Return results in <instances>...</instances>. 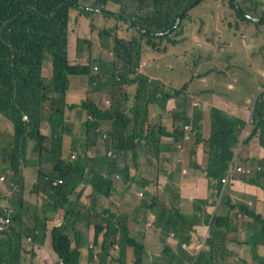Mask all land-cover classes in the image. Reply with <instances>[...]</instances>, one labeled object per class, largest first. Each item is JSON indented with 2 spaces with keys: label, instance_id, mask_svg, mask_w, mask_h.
Wrapping results in <instances>:
<instances>
[{
  "label": "trees",
  "instance_id": "obj_1",
  "mask_svg": "<svg viewBox=\"0 0 264 264\" xmlns=\"http://www.w3.org/2000/svg\"><path fill=\"white\" fill-rule=\"evenodd\" d=\"M202 1L0 0V117L13 130V141L0 147V172L12 188L0 183V215L6 216L5 206L16 210L12 223L0 230V264H24L28 252L32 264H40L34 258L42 253L41 264H143L144 247L128 235L130 227L120 212L123 199L135 198L134 183L146 197H152V208L165 209L158 219L160 228L152 232V239L162 246L153 264H244L239 257L228 258V241L246 244V250L250 246L256 264H264V257L256 252L264 244V208L257 211L244 202L237 204L238 197L231 192L234 183L224 188L222 180L235 159L238 163L250 159L254 141L264 147V89L260 93L253 90L249 96L254 100L248 121L224 109L228 101L247 106L248 97L238 100L213 93L209 99L201 94L205 84L206 93L212 89L209 72L199 66V54L184 59L180 54L177 60L172 56L181 50L175 49L183 43L181 38L191 39L177 35L190 27L185 20L190 17L188 12ZM224 2L226 9L213 11L218 31L223 33L221 25L226 24L252 36L254 20L247 15L252 0ZM72 16L76 23L87 19L89 24V31L75 34L73 44ZM254 22L264 40V20ZM207 24L201 17L198 35L211 30ZM211 39L207 36L200 44L208 46L204 43ZM217 43L222 44L216 33L212 44ZM96 61H100V70L92 74ZM166 62H173L175 68ZM46 65L52 68L50 77L43 74ZM78 90L79 101L74 103L72 91ZM175 101L178 105L170 107ZM194 104L199 116L190 128L195 136L191 176L198 184L205 183L210 192L195 194L191 205L183 204L177 210L158 201L154 185L163 173L172 180L189 164L188 157L181 162L165 151H177V144L187 139L185 125L190 118L176 108ZM157 106L170 109V130L162 120L158 130L152 128ZM206 116L208 130L201 121ZM161 134L173 136L171 147L163 146ZM99 141L102 147L97 146ZM26 146L37 158L32 190L25 186L18 164ZM163 158L173 161L168 169L161 166ZM240 179L264 188V162L259 170L241 174ZM167 189L171 192L168 204L174 203L181 188L168 184ZM81 191L89 193L87 202ZM28 193L34 195L32 200ZM92 194L108 201L96 215ZM142 203L147 204V199ZM234 210L241 213V222ZM200 214L208 230L205 248L196 255L195 250H181L177 243L190 240L195 231L192 220ZM245 218L246 238L239 229ZM26 236L32 241L27 242ZM126 245L133 253L125 256Z\"/></svg>",
  "mask_w": 264,
  "mask_h": 264
},
{
  "label": "rangeland",
  "instance_id": "obj_2",
  "mask_svg": "<svg viewBox=\"0 0 264 264\" xmlns=\"http://www.w3.org/2000/svg\"><path fill=\"white\" fill-rule=\"evenodd\" d=\"M222 1H225V0H210L205 4V0H203L202 2H200L199 5H195L194 8L188 12V14H190V17L188 16L187 19L190 22V27L187 28L185 32L178 34L177 37L181 38L183 36H190L191 39L188 40L189 42L184 48H182L180 45L176 46L175 49H181V50L176 55H172V56L174 57L175 60H177L180 54H181L180 59L189 58L188 55H190L191 53L199 54L200 56V61H198L199 66L200 65L203 66L209 72L207 74L209 76L208 84H209V89H212L211 93H206V84L204 83L205 85L201 86L200 88V92L204 97L211 99V95L213 93L217 95H219V93H224V96L231 95L232 97H236L238 100H240V99H244L252 95L254 93L253 90H255V86L261 81L259 72L262 71V73H264V40H263V35L261 33H256L255 28L252 25V33H253L252 36L249 35L250 32L247 30H243L240 32L247 33L249 35V41L251 44L254 45V47L250 51L247 50L246 53L242 52L239 49H236L235 51H231V49L237 48V47H234L231 41L232 36L229 34L224 35L223 33L230 32L232 34H239V32L234 27H229L226 24L221 25L223 33L218 31L216 27L217 25L215 24L216 22L219 23V21L216 20L215 22V19L213 18L214 10L221 12L222 10L226 9L227 7L226 2L222 3ZM256 1L257 0H252V2L250 3V7L247 11L251 15L258 17L256 18V20H259L260 15H261V10L259 9L260 7L257 5ZM258 1L264 2V0H258ZM201 17L206 18L208 20V24L206 28H209L211 26V30L207 31L206 33L202 35L200 34L198 35L197 30L200 31ZM71 27L74 29V32L71 34L72 44L74 42V36L76 33L84 34V32L89 31V24H88L87 19H82L80 20L79 23L73 22L71 24ZM133 32L134 30H132V33ZM216 33L222 43L221 45H219L218 43L214 45L212 44L213 37L215 36ZM207 36L211 37L212 39L204 43L205 45L207 44L208 46H202L200 43H202ZM198 39H200V41ZM225 39L228 43L227 45H223ZM109 45L110 47H112L113 45L112 41L109 43ZM239 48L242 49V46L239 45ZM104 53H106V51ZM96 63L100 65V63L98 62ZM144 63L145 62H143V64ZM166 63H169L172 68H175L173 62H166ZM180 63L184 65L183 62H180ZM93 67L95 68L96 66H93ZM94 68H93L94 70L93 74L99 72L98 70H100V68L98 70ZM51 72H52L51 67L47 65L43 67V74L45 77H50ZM82 80H84V77H82ZM226 86H234L235 89L229 90L226 88ZM81 88L82 86H80L79 89ZM78 94H79V90L72 91V97L70 98V100L74 103H77L79 101ZM107 98H109V96H107ZM253 100H254V96L251 99V101L248 103L247 109L242 106V102H239L240 103L239 105L232 101L231 102L228 101L229 105L228 106L224 105L225 106L224 109L228 110L229 112H233L241 117L248 118L249 111H251V105L253 103ZM176 102L177 101H175L174 105L172 106L169 105V106L176 107L178 105L176 104ZM181 108L182 109H179L180 112L186 113L190 116L192 115V118L199 116V109H198V106L196 105L190 107L191 109H188V110L186 107H181ZM168 110L169 108L165 109V107L164 108L160 106L156 107V110H155L156 116L153 118L154 120L153 126L155 129L158 130V126H156L155 124L159 122L160 115H162L163 113H167ZM205 120L206 121L204 125L207 127V130H208L209 121H208L207 116ZM169 122L170 120L169 118H167L168 125H169ZM2 123H4V128H5V125L7 124V120L3 118ZM171 125H172V122L170 123V126ZM188 129H190V127ZM67 139L70 141V136H68ZM194 139H195L194 134H191L189 138H187V140L185 141L184 143L185 146H183V143L177 144L178 151H174V152H172L171 150L165 151L167 155L174 156L173 159L179 160V158H181L182 161L185 155L184 153L185 152L189 153L188 162H187L189 164L187 166L186 165L182 166V169H180L174 176L175 181L170 182L172 186H175L177 188L183 187L185 189L183 197L180 196L176 198L178 203H190L192 199L191 198L192 190L195 187H196L197 193L199 194H205L209 191L208 187L201 186V185L199 186L198 183L200 182L190 179V178H193L191 176V172H192L193 160H194L192 157H193V152L195 150ZM173 140H174L173 136L161 134L160 141L165 148L171 147ZM103 145H104L103 141L98 142L97 144L98 147H102ZM252 148L253 149L258 148V141H254ZM182 153H183V156H182ZM172 163L173 161L163 158L161 165L164 168H167ZM18 164L22 168V174L25 178V182H24L25 186L28 189L32 190L33 183L35 180H37V176L35 172L36 167H37L36 154L29 151L27 156H23L19 159ZM160 178H162V185H163V182L167 183L169 180L164 175H162ZM8 188L12 190L10 185H8ZM118 190L120 191L123 190V187L118 186ZM156 192H158V189ZM81 193L83 195L85 194L82 191ZM27 198H30V200H32L34 196L28 194ZM167 199L168 197L166 198L165 196L159 198L160 202L162 203L167 201ZM210 201H212V199H210ZM150 210L151 208L146 207V206L137 207L136 209L131 210V212L128 213L124 219L129 222L133 219L136 223H141V222L145 223V220L149 216ZM162 212H163V208L158 207L156 209L157 214H161ZM59 213L61 214L63 213V211L60 210ZM188 214L191 217H193L194 215L192 212H189ZM192 222L195 224V227L198 224H202L203 227L205 225L204 219H202L201 216H200V219L198 216H196L195 220H192ZM131 223L132 222L128 224L129 227H132L133 224ZM246 225L247 224H242L240 227L245 228ZM248 229H245V230L247 231ZM11 235L16 236V233L12 232ZM26 241L31 242V241H28L27 239ZM189 242L190 243L188 244H191L192 246L187 245V248L194 247L196 252H199L201 249L205 248L204 245H202V242H203L202 236L198 232L193 233L192 238ZM145 244H146L148 253L146 257L147 258L146 262L144 264H149L148 262L151 258H153L154 256L160 255V247L151 238L145 241ZM29 249L31 248L29 247ZM244 250H245L244 256H247L248 260H250L251 258L249 256L248 250H246L245 248ZM262 252L264 253V249H262ZM25 256L27 258L24 264H32L33 258H32L31 252L25 253ZM41 256H36L34 258V261L37 260L41 264V260H42ZM227 256L229 259L230 257H235L233 252L230 249H228ZM190 264H193V263H190Z\"/></svg>",
  "mask_w": 264,
  "mask_h": 264
},
{
  "label": "clouds",
  "instance_id": "obj_3",
  "mask_svg": "<svg viewBox=\"0 0 264 264\" xmlns=\"http://www.w3.org/2000/svg\"><path fill=\"white\" fill-rule=\"evenodd\" d=\"M257 2V5L260 7L259 9L261 10V15H260V18H259V20H264V19H262L261 17H264V9H262V1H256ZM247 15H248V17L250 18V20L252 21V20H254V21H259V20H256V18H258V17H256V16H253V15H251L248 11H247ZM180 17L178 18V20H177V22H176V26L179 24V22H180ZM186 21H188V19L186 18L185 19ZM207 20V19H206ZM254 21H252V25L254 26ZM73 22H75L74 20H73V16L71 17V24L73 23ZM72 28V27H71ZM73 29V28H72ZM224 35H226L225 33H223ZM182 40H183V43L182 44H180V46L182 47V48H184L187 44H188V40L187 39H184V38H181ZM231 41H232V43H233V45H234V47H237V48H233V49H231V51H235L236 49H239V50H241L242 52H245L246 53V51L248 50V51H250L253 47H254V45L253 44H251L250 43V41H249V35L247 34V33H243V32H239V34H235L234 36H232L231 37ZM168 43V42H167ZM227 45V44H226ZM239 45H241L242 46V49H240L239 48ZM111 53H112V51H111ZM113 54V53H112ZM110 61H113V59H110ZM96 62H100V61H96ZM94 63V65L93 66H96L94 69H99L100 68V65H98L97 63ZM145 62V61H144ZM93 68H92V74H93ZM99 71V70H98ZM96 74V73H95ZM259 76L261 77V81L255 86V91H257L258 93H260L263 89H264V73H262V71H260L259 72ZM109 96V98H107V96H106V99H107V101H109V103L112 101V95L111 94H109L108 95ZM247 100L250 102L251 101V98H247ZM233 102H235V103H237V104H239L240 105V103L239 102H236V101H233ZM196 104H194V105H192V106H195ZM191 106V107H192ZM197 106V105H196ZM242 106L243 107H245L246 109H247V106H245L244 104H242ZM190 108V107H189ZM177 110H179V109H182L181 107H179V108H176ZM186 110V109H185ZM187 110H188V108H187ZM252 110V109H251ZM182 114H184V115H187L189 118H191L190 117V115H188V114H186V113H183L182 112ZM250 114H251V111H249V116H248V121H249V119H250ZM162 117L160 118L159 117V122L158 123H156L155 125L156 126H158L159 127V123L161 122V120H162V122H164L165 124H166V127H167V129L168 130H170L171 129V126H170V123L172 122V120H171V115H170V109L168 110V112L167 113H163L162 115H161ZM235 116H239V115H235ZM241 117V116H240ZM167 118H169V120H170V122H169V125L167 124ZM245 118V117H244ZM23 119L24 120H28V115L27 114H24V116H23ZM191 128V124H187V125H185V137L186 138H189V136L191 135V134H193L192 132H191V130L190 129H188V128ZM152 128L153 129H155L154 128V126L152 125ZM160 134V133H159ZM167 135V134H166ZM169 135V134H168ZM170 136V135H169ZM187 140V139H186ZM99 142H101V141H99ZM185 142H183V146H185V144H184ZM179 144H181V143H179ZM261 148H263L264 149V147L263 146H261ZM180 150V149H179ZM178 151V150H177ZM193 155H194V152H193ZM72 158H77L76 157V155H72ZM193 158V157H192ZM253 159H256V162L255 163H253ZM179 160H181V158H179ZM178 160V161H179ZM182 161V160H181ZM162 162V161H161ZM262 162H264V156H262V157H250V159H248V160H246L245 162L243 161V162H241V163H238L237 161H236V159L232 162V165H231V167H230V172H229V174L228 175H226L224 178H226V180L225 181H223L224 182V188H225V186H226V184L228 183V182H233L234 184L237 182V180L236 179H238V180H240V181H242L241 179H240V176H241V174H246V175H251L253 172H254V170H259L261 167H262ZM162 166V165H161ZM163 167V166H162ZM164 168V167H163ZM164 169H168V168H164ZM162 175H164V176H166L167 177V179H169V176H168V173L167 172H165V173H163ZM161 175V176H162ZM160 176V177H161ZM158 178V183H156L155 185H154V187H155V189H156V191H157V189H158V192H156V191H154V193H157L158 194V199L160 198V196L162 195V196H166V197H169L170 196V191H168V189H167V186H168V184H170V182H172V181H174V179H172V180H168V182L166 183V182H163V185H162V178ZM223 178V179H224ZM191 180H194L193 178H190ZM222 179V180H223ZM0 180L1 181H4L5 180V176L4 175H1L0 176ZM58 181L61 183L62 182V180L61 179H58ZM195 181V180H194ZM247 185H252V186H255V187H257V188H259V189H261L263 192H264V188H262V187H258V186H256V185H253V184H249V183H247V182H245ZM165 184H167L166 186H165ZM118 186H120L119 184H117L116 185V187L118 188ZM134 186H135V190L133 191V193L135 194V197L137 198V199H139L140 200V202H142V199H147V201H148V203L147 204H143V205H145L146 207H149V208H151V210H150V213H149V216H148V218L145 220V223L144 222H141V223H136L133 219L130 221V222H132L131 224H133L132 225V227H130V230H129V232H128V235L130 236V237H134V238H136L139 242H141V244L143 245V247H144V256L142 257V259H143V264L146 262V257H147V253H148V250H147V248H146V244H145V241H147V240H149V238H154L153 237V231H155L156 229H158V228H160V226L158 225L159 224V222H158V219L160 218V214H157L156 212H155V210H154V208H152V197L151 196H148V197H146V195L144 194V191L143 190H140L139 189V186H138V184L137 183H134ZM173 187V186H172ZM182 188V187H181ZM164 189H165V191H164ZM161 192H163V193H161ZM168 194V195H167ZM93 195V198H94V200H96V198L97 197H99V198H101V199H103V203L99 206V207H96V211H95V215H96V213H101L102 212V210H103V208H104V203L105 202H107L108 203V201L106 200V199H104V198H102L100 195H96V194H92ZM180 195H181V191H180ZM128 198L129 197H126L125 199H123V201L121 202V204H120V212H122L123 213V217L125 218V216L128 214V213H130L131 212V210H133V209H131V208H126L127 206H125V203L128 201ZM193 199V198H192ZM192 199H191V201H192ZM191 201H190V205H191ZM213 201V200H212ZM237 204H239V203H243V202H240L238 199H237V201H235ZM244 203H246V202H244ZM162 204H166V206H171V205H173L177 210H179L180 209V203H178L177 202V200L173 203V202H171V203H169L168 204V201H165V202H163ZM247 204V203H246ZM255 206V205H254ZM263 208H264V206H263ZM262 208V209H263ZM261 209V210H262ZM214 210H215V212H216V210H217V205H216V207L214 208ZM256 210L257 211H261V210H258L257 208H256ZM165 211V209H163V212ZM174 211H175V209H174ZM187 211L186 210H184L183 211V213L184 214H186L187 215V213H186ZM16 213V210L15 211H13L12 209H11V221H10V224L12 223V216L14 215ZM236 213V216H238V221H240V220H242V217H241V213L240 212H237V210H234V212H233V214H235ZM125 214V215H124ZM200 216H201V218L202 219H204V222H206V220H205V217H204V215L203 214H200V215H198V217H199V219H200ZM235 216V217H236ZM163 219V218H162ZM161 219V220H162ZM99 220H101V219H99ZM245 220H246V222L248 221V219L247 218H245ZM125 222L127 223V224H129L130 222L129 221H127V220H125ZM96 224L98 223V222H95ZM125 223V224H126ZM144 224H146V225H144ZM197 226H202V224H198ZM239 226V225H238ZM194 227H195V224H194ZM204 227L206 228V234H207V230H208V226L205 224L204 225ZM239 228H241L240 226H239ZM248 231V230H247ZM247 231H246V235H247ZM105 232V230H102V233H104ZM147 232H149V235H147L146 233ZM195 231H193V233H194ZM193 233H192V235H193ZM206 234L202 237V239H203V242H202V245H204V247H205V244H204V241H205V236H206ZM170 235L171 236H174V232L172 231V232H170ZM192 235H191V237H190V240H191V238H192ZM149 237V238H148ZM28 241H32V239H31V237H25ZM245 238H246V236H245ZM189 240V241H190ZM189 241H179L178 243H177V246H179L180 247V249L181 250H189V249H192V250H195V248L194 247H192V248H187V245H189V246H192L191 244H188V243H190ZM158 245H159V247H160V255H161V251H162V246L159 244V242H156ZM239 244V243H238ZM244 245V246H243ZM243 245H241L243 248H245L246 249V247L248 246V245H246V244H243ZM249 249H250V246H249V248H248V252H249V256H250V260H248V258H247V256H238L239 257V259H240V261L242 262V263H244V264H256V260L254 259V257H253V254H252V252H250L249 251ZM262 249H264V244H260L259 246H258V248H257V250H256V252L259 254V255H261V256H263L264 257V253L262 252ZM123 253L125 254V256L126 255H130L131 253H133V249H132V247L131 246H129V245H126L125 247H124V250H123ZM199 252H196V255L198 254ZM160 255L159 256H154L153 258H151L150 260H149V264H153V262L154 261H156V260H159V257H160Z\"/></svg>",
  "mask_w": 264,
  "mask_h": 264
},
{
  "label": "crops",
  "instance_id": "obj_4",
  "mask_svg": "<svg viewBox=\"0 0 264 264\" xmlns=\"http://www.w3.org/2000/svg\"><path fill=\"white\" fill-rule=\"evenodd\" d=\"M228 105H229V102H227L225 104V106H228ZM188 109H191V108L188 107ZM229 113H233V112H229ZM233 114H235V113H233ZM235 115H237V114H235ZM190 117L191 118H190V123L189 124L192 125V122L195 121V119H197L198 117L192 118V115ZM205 119L206 118H203L201 120L203 124L206 121ZM2 121H3V117H0V147L2 145H4L6 143V141H13V130H12L10 124L7 122V124L5 125V128H4V123H2ZM28 153H29V149L26 146L24 152H22V156L23 155L24 156H27ZM184 154H185L184 155V158L185 157H188V155H189V153H186V152ZM182 156H183V153H182ZM249 156L250 157H262V156H264V149L261 148V146L259 145L257 149H253V152L250 153ZM1 175H4L6 177L5 178L6 181L5 180L4 181H1L0 180V183L1 182H4V187L6 188V187H8L10 181H9L8 177L5 174L1 173L0 176ZM236 180H237V182L233 185L231 192L238 197V200L240 202H246L248 204V206H249L250 209H252L253 206L255 205V207L258 210H261L263 208V206H264V192L261 189L255 187V186L247 185L245 182L240 181L238 179H236ZM200 185L201 186H206L205 183L199 184V186ZM184 191H185V189L182 187L181 188V196L182 197L184 195ZM208 192H210V191H208ZM207 193H205V194H199V193H197L196 187H195L192 190V197L191 198H193L195 194H199L200 196H206ZM87 194H89V193L87 192L84 195L81 193L82 200L84 202H87L88 201ZM156 197L158 198V195ZM160 197H164V196L161 195ZM158 201L160 202L159 199H158ZM95 203H96V207H99L103 203V199L97 197L96 200H95ZM160 203L162 204V202H160ZM183 204H189L190 205V203H180V205H183ZM125 206H127L126 208L129 207L131 209H136L137 207H143L145 205H143L142 202H140V200L137 199L136 197L135 198L129 197L128 198V201L125 203ZM156 209H157V207L155 206V208H154L155 212H156ZM241 221L242 220H240L239 222H241ZM243 224H246V220L244 221ZM194 228H195V232H198L202 237L206 234L205 233L206 232V228L205 227H203V226H196ZM239 229L241 231V236L242 237H245L246 236V230H244L243 228H239ZM227 246H228V249H230L233 252V254L235 256L234 258H237L238 256H244L245 255L244 248L241 246V244H238L236 241L235 242L228 241L227 242Z\"/></svg>",
  "mask_w": 264,
  "mask_h": 264
},
{
  "label": "built area",
  "instance_id": "obj_5",
  "mask_svg": "<svg viewBox=\"0 0 264 264\" xmlns=\"http://www.w3.org/2000/svg\"><path fill=\"white\" fill-rule=\"evenodd\" d=\"M225 180L226 178L223 179V181ZM4 210L6 211V216L0 215V230L9 225L11 221V209L5 206Z\"/></svg>",
  "mask_w": 264,
  "mask_h": 264
}]
</instances>
